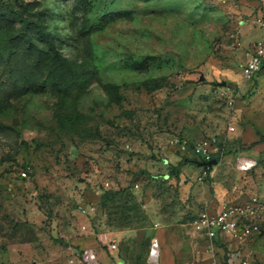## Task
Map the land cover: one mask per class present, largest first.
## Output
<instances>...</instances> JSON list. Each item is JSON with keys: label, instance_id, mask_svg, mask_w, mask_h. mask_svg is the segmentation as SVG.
I'll list each match as a JSON object with an SVG mask.
<instances>
[{"label": "rangeland", "instance_id": "1", "mask_svg": "<svg viewBox=\"0 0 264 264\" xmlns=\"http://www.w3.org/2000/svg\"><path fill=\"white\" fill-rule=\"evenodd\" d=\"M252 3L0 0V262L12 248L14 264H71L80 252L66 244L84 217L100 248L115 239L130 264L164 249L175 264L209 263L194 222L219 201L193 148L216 138L218 164L231 166L261 134L257 74L243 75L264 36ZM229 175L232 200L242 178ZM248 252L227 243L219 255L264 264Z\"/></svg>", "mask_w": 264, "mask_h": 264}, {"label": "crops", "instance_id": "2", "mask_svg": "<svg viewBox=\"0 0 264 264\" xmlns=\"http://www.w3.org/2000/svg\"><path fill=\"white\" fill-rule=\"evenodd\" d=\"M255 13V18L264 17V0H257V3H252V9L248 10V14ZM254 37V36H253ZM254 79L255 84V90L254 94L252 95L251 101H252V108L254 114H257L258 117L256 118L258 124H259V131L261 134L254 135L252 138V141H254V146L245 150H242L239 153H236V156L233 157H226V163H231V166H225V163L218 164V168L213 169L211 172L214 180L213 185L215 188L216 193L218 194V203L214 206H211L210 211H214L218 208L219 204L224 200H231L229 199L231 196H228V189L225 186L224 182L222 181L225 175L230 174L227 176V178H233V177H239L243 179L249 180V187L251 190H255L254 192H258L261 196L264 197V108H260L257 104V97L258 95H264V65L261 67V69L256 73ZM246 87V85H243ZM260 91V93H259ZM235 131V130H234ZM246 138H238V144L246 143ZM263 162V163H261ZM252 169L256 172L258 175V178L254 180L253 177H246L247 176V170ZM180 176L183 178V174L180 173ZM176 179V178H175ZM174 180H171L173 182ZM177 182H180V184H184L182 180L176 179ZM256 181V183H255ZM242 185V183H241ZM238 185L237 187H239ZM139 187V185H138ZM263 192H262V191ZM239 197V194L237 198ZM235 198V199H237ZM232 199V200H235ZM84 218V217H83ZM82 218V221L79 223V226L77 229H74V232L76 234L71 236L72 244L67 243L66 246L69 247V253H72L73 251H79V257H73L70 260L71 264H130L129 262H126L124 260H121L119 258V255L117 254L116 250H110L108 249L109 253L103 249L100 248V244L96 238V233L94 230L91 229L90 223L86 222L85 219ZM86 218V217H85ZM261 227H262V233L258 236L253 237L249 243L246 245V251H249L248 255L251 254H258L262 255L264 257V250H262V241L264 240V216L262 220L260 221ZM159 232V231H158ZM157 232V238L159 239V234ZM199 232V231H198ZM126 231H119V235H124ZM199 234H201L199 232ZM204 238L203 234H201ZM255 239H258L257 241ZM73 245V246H72ZM14 250L12 248L8 249L6 262L7 264H14L13 257ZM246 253V252H245ZM209 258V263L211 262V256H207ZM148 261L146 259V256L139 261V264H145V262ZM235 264H240L241 260L238 259L234 261ZM208 263V264H209ZM66 264V263H64ZM149 264H175V261L173 258H170L169 253L167 250H160L155 251L152 253L151 256H149Z\"/></svg>", "mask_w": 264, "mask_h": 264}, {"label": "built area", "instance_id": "3", "mask_svg": "<svg viewBox=\"0 0 264 264\" xmlns=\"http://www.w3.org/2000/svg\"><path fill=\"white\" fill-rule=\"evenodd\" d=\"M259 27L264 30V17L256 19ZM264 65V36L255 43L254 50L243 68L246 81L251 80ZM232 131L234 127H230ZM199 162H209L222 155V149L216 138L196 143L193 148ZM207 175L211 167H202ZM22 175L27 177L28 172ZM239 197L236 200H224L214 211H207L201 215L194 226L204 236L207 243V252L211 256L209 264H225L220 257L221 248L227 243H233L238 248L245 247L249 241L262 233L260 221L264 216V197L258 192H253L249 187V180L243 179L242 185L237 187ZM102 242L110 250L117 249L115 239L108 237ZM230 264H235L233 261ZM240 264H249L241 260Z\"/></svg>", "mask_w": 264, "mask_h": 264}, {"label": "trees", "instance_id": "4", "mask_svg": "<svg viewBox=\"0 0 264 264\" xmlns=\"http://www.w3.org/2000/svg\"><path fill=\"white\" fill-rule=\"evenodd\" d=\"M19 17V21L28 26V22L22 18L21 16H18ZM54 58H55V67L60 69L64 74H66L67 76L75 79V78H79L80 76H78V73L77 71L72 67V65H70V63L61 56V54L59 52H54ZM264 139V137H263ZM196 163H199L198 160H195ZM213 171V167L209 169V172H212ZM180 174V173H179ZM179 174H175V175H172V176H179ZM108 193H112L111 192H108ZM107 192L105 194H108ZM109 195V194H108ZM109 204L108 201H103L101 202V206H104V207H107V205ZM0 264H5L3 262H0ZM136 264H139V262H137Z\"/></svg>", "mask_w": 264, "mask_h": 264}, {"label": "water", "instance_id": "5", "mask_svg": "<svg viewBox=\"0 0 264 264\" xmlns=\"http://www.w3.org/2000/svg\"><path fill=\"white\" fill-rule=\"evenodd\" d=\"M218 164V161L216 159L211 160L209 162H199L200 167H213Z\"/></svg>", "mask_w": 264, "mask_h": 264}]
</instances>
